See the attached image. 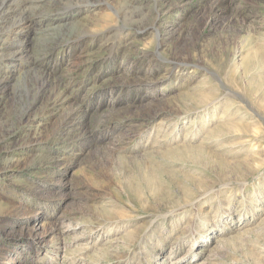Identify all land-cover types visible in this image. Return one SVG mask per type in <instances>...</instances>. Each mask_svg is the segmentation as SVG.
Segmentation results:
<instances>
[{
    "label": "rangeland",
    "instance_id": "rangeland-1",
    "mask_svg": "<svg viewBox=\"0 0 264 264\" xmlns=\"http://www.w3.org/2000/svg\"><path fill=\"white\" fill-rule=\"evenodd\" d=\"M0 264H264V0H0Z\"/></svg>",
    "mask_w": 264,
    "mask_h": 264
},
{
    "label": "bare ground",
    "instance_id": "bare-ground-1",
    "mask_svg": "<svg viewBox=\"0 0 264 264\" xmlns=\"http://www.w3.org/2000/svg\"><path fill=\"white\" fill-rule=\"evenodd\" d=\"M155 2H156V0H154ZM154 4H156V3H154ZM27 19V18H26ZM26 19H25V17L24 18H22V20H20V21H18V22H16V23H19V22H21V21H23V20H25L26 21ZM24 23V22H23ZM13 25V24H12ZM26 26V25H25ZM158 27V26H157ZM95 28V27H94ZM89 30V29H88ZM155 30H157V28L155 29ZM94 31H97V29L96 30H90V31H88V32H94ZM87 32V31H86ZM158 33V32H157ZM99 34V33H98ZM94 35V34H93ZM24 50V49H23ZM12 51H14L13 49H12ZM17 51V50H16ZM8 54V53H7ZM8 56V55H7ZM141 58V57H140ZM138 59V58H137ZM139 63V62H138ZM61 94H63L62 93V91H60V94H59V96L61 95ZM58 96V95H57ZM56 96V97H57ZM204 96V95H203ZM56 100V99H55ZM65 100V96L63 97V101ZM62 101V102H63ZM58 105V104H57ZM50 106V105H49ZM80 109V107L79 108H77L76 110H79ZM74 110V109H73ZM69 112V111H68ZM24 114V113H23ZM71 115V114H70ZM23 117H25V114H24V116ZM27 119V117H25V118H22V120H21V122L20 123H23L25 120ZM73 121V120H72ZM80 127V126H79ZM19 129V128H18ZM57 131V130H56ZM33 133H36L35 131L33 132ZM116 144H111V147H112V149L113 148H117L116 146H115ZM31 163V162H30ZM33 229V232H35V229L36 228H32ZM51 230V229H50ZM37 233H39V232H37ZM41 233V232H40ZM39 236H41V235H39ZM39 236H37L36 238H41V237H39Z\"/></svg>",
    "mask_w": 264,
    "mask_h": 264
}]
</instances>
